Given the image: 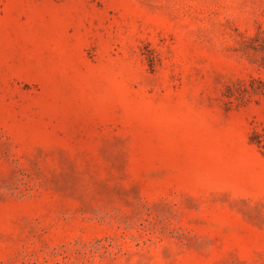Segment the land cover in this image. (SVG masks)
<instances>
[{
  "label": "rangeland",
  "instance_id": "obj_1",
  "mask_svg": "<svg viewBox=\"0 0 264 264\" xmlns=\"http://www.w3.org/2000/svg\"><path fill=\"white\" fill-rule=\"evenodd\" d=\"M264 0H0V264H264Z\"/></svg>",
  "mask_w": 264,
  "mask_h": 264
},
{
  "label": "trees",
  "instance_id": "obj_2",
  "mask_svg": "<svg viewBox=\"0 0 264 264\" xmlns=\"http://www.w3.org/2000/svg\"><path fill=\"white\" fill-rule=\"evenodd\" d=\"M249 47L255 54L262 56V65L264 66V28H259L257 35L251 39Z\"/></svg>",
  "mask_w": 264,
  "mask_h": 264
}]
</instances>
